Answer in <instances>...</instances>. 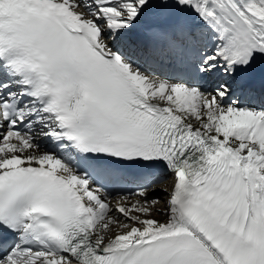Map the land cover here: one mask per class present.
<instances>
[{"label": "snow or ice", "instance_id": "obj_1", "mask_svg": "<svg viewBox=\"0 0 264 264\" xmlns=\"http://www.w3.org/2000/svg\"><path fill=\"white\" fill-rule=\"evenodd\" d=\"M0 264H264V0H0Z\"/></svg>", "mask_w": 264, "mask_h": 264}]
</instances>
